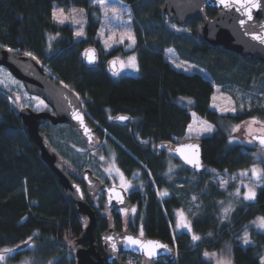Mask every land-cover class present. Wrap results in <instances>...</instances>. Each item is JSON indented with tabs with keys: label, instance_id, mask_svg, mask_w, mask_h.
Segmentation results:
<instances>
[{
	"label": "trees",
	"instance_id": "16d2710c",
	"mask_svg": "<svg viewBox=\"0 0 264 264\" xmlns=\"http://www.w3.org/2000/svg\"><path fill=\"white\" fill-rule=\"evenodd\" d=\"M122 1L129 4L133 13L135 43L130 50L136 54L137 75L115 77L107 69V56L119 50L128 51L121 46L111 48L105 55L100 51L93 65L83 62L82 52L87 46L93 44L100 48L99 11L91 0H0V43L30 52L78 94L87 113L109 131V135L100 128L97 131L99 137L106 138L95 149L97 157L114 156L126 174L142 172L145 186L143 191H136L143 228L148 235L162 237L176 248L175 259L162 264H212L203 252L219 248L226 241L232 243V264H261L264 231L253 221L264 217V184L258 186L254 200L238 201L227 216L221 217L219 202L229 197L234 184L219 188L210 177V169L234 172L255 161V151L259 150L258 160L264 170V148L230 142L226 131L229 122L251 116L264 122V89L233 113H220L210 106V100L214 84L233 81L243 88L252 86L264 76V63L199 40L195 30L197 20L188 24L191 34L173 31L166 23L168 17L158 12L162 0ZM54 3L86 9L83 36H75L69 23L59 24L52 19ZM206 11L210 16L216 13L211 7ZM52 35L56 37L51 39ZM169 46L181 58L199 64L207 74L175 68L165 54ZM186 97L192 99L188 105L179 101ZM42 102L33 109L47 108ZM15 110V104L0 87V248L13 249L9 256L13 260L21 257L19 253L28 252L32 264H74L67 243L81 234L82 217L65 199L60 184L40 158L37 145L27 136ZM190 111L215 127L210 134L200 137L204 173L196 174L171 156L182 165L180 171L172 174L175 180L188 176L199 179L196 185L199 205L189 212L191 227L200 237L197 241L188 232L173 228L174 210L183 206V199L174 191L166 196L158 195L157 189L168 186L171 176L165 173L168 155L163 149L151 146L183 136L191 119ZM118 113H127L130 119L112 121L110 116ZM64 125L60 127L62 132L90 147L81 141L73 127ZM40 130L75 171L91 167L86 162L81 165L68 161L57 150V142L47 124L41 125ZM67 143L79 150L78 145ZM106 227L107 219L97 215L93 230L96 240ZM245 233L251 243L242 245L237 238ZM22 242H26L24 247L15 248Z\"/></svg>",
	"mask_w": 264,
	"mask_h": 264
},
{
	"label": "water",
	"instance_id": "95a60500",
	"mask_svg": "<svg viewBox=\"0 0 264 264\" xmlns=\"http://www.w3.org/2000/svg\"><path fill=\"white\" fill-rule=\"evenodd\" d=\"M244 2L245 0H234L231 7H225L220 0H162L158 12L165 14L177 25H186L197 20L195 30L199 40L211 46L220 45L248 60L264 63V44L253 39V35H264V0H258L260 6L251 9V20L245 13L246 5L241 7ZM207 7L215 9L216 13L210 16L206 11ZM241 20L245 21L243 25L240 24ZM91 50H94L95 60L90 63L89 56L93 55ZM25 53L30 52L15 50L0 43V66L5 67L17 78L26 92L40 97L50 107V109L35 110L29 105H23L17 107L15 112L27 136L37 145L40 158L48 165L60 184L65 199L73 204L75 211L83 219L81 234L72 242L67 243L75 259L74 264H130L119 257L121 252L141 255L145 263L159 256L173 261L176 252L169 241L156 236H139L134 231L119 230L112 226L106 227L99 233L98 248L93 234L96 225V211L90 204L97 190L103 188L106 191L107 204L129 207L131 202L122 186L103 184L89 167L81 170L79 181L69 173L61 155L40 130V124L45 119L52 124L67 123L75 129L86 144H93L95 138V127L91 123L93 119L73 89L51 74L33 54L29 56ZM82 60L87 65L95 64L97 61L95 45H89L83 50ZM114 60L117 61L115 57H110L106 61V67L111 72H115L119 67L118 62L115 65L110 63ZM77 115L82 119H77ZM128 118L127 113H118L112 117L113 120L121 122ZM249 136L256 146L264 148L259 139H253V137H264V132H253ZM163 145L170 149L175 158L196 174L205 172L200 137L167 140L163 141ZM188 159L197 160L199 166L188 163ZM128 236L138 238L145 243L152 241L162 247H157L155 254L149 258L143 249L128 245ZM84 242L87 244L84 245ZM25 245L26 242H22L15 248Z\"/></svg>",
	"mask_w": 264,
	"mask_h": 264
},
{
	"label": "rangeland",
	"instance_id": "374dc122",
	"mask_svg": "<svg viewBox=\"0 0 264 264\" xmlns=\"http://www.w3.org/2000/svg\"><path fill=\"white\" fill-rule=\"evenodd\" d=\"M91 3L93 4L92 0ZM93 5H96L99 11L100 24L97 31V38L99 40V44H100L99 50L102 52L101 54L105 55V53L108 52L111 48L118 46H121L124 50H128L125 53H123L121 50L115 53V56L118 58L119 61V68L117 71L113 72L112 75L115 77H118L121 74L137 75L139 73V69L137 70L138 64H137L136 54L135 52L130 50L133 47L134 43L132 42V40L128 38L129 35L134 37L133 28H132L133 13L129 4H127L122 0H105V7L103 8L98 3ZM72 8L77 9L78 12L80 9H83V17H84L83 31H84V24L86 21V9L84 7L74 6V5L63 7L57 3H54L52 5V12L54 9H64L65 14H68L69 10ZM113 8L117 9V11L113 12L112 11ZM77 18H79V15L77 16ZM65 23H69L72 26L74 33H76V31L80 28V25L72 24L70 21H66ZM166 23L168 27L175 32H180L183 34H191L188 27L189 23H187L186 25H177L170 20H167ZM55 37L56 35H52L51 39H54ZM129 45H131V47H129ZM165 54L166 57L169 59L170 63L175 68L187 72L199 70L203 75L207 74L206 70L202 68L199 64L181 58L178 55L177 51L172 46H169L165 49ZM129 57H135L136 68L121 66L120 61H123L125 64H127ZM223 86H225L226 88L225 87L223 88ZM0 87L2 90H5L7 92L9 98L11 99V102L15 104L16 108L23 105H29L33 108L35 104L38 103V106H40L43 103L42 102L43 100L40 97L26 92L21 82L17 78H15L3 66H0ZM262 89H264V76L261 77L256 83H254L249 88H243L241 84L239 83L237 84L233 81L225 83L224 85L214 84V90L211 95L210 106L216 109L217 111H219L220 113H227V112L233 113L236 111L238 107H241V105L249 104V102L252 99H254L255 97L254 95H256V93L258 91H261ZM179 101L182 104L188 105L189 102L192 101V99L190 97H186L179 99ZM231 108H234L235 111L225 110ZM190 114H191V119L186 126L185 133L183 135L184 138H198L210 134L214 130L215 127L211 122L198 116L193 111H190ZM253 118L259 121V123H253L254 125H252L251 121L253 120ZM242 122L243 125L241 127L242 128L241 130L242 131L246 130L247 132L250 133L252 131H256L259 125L263 123V120L255 116H251L246 118ZM58 124L56 125V127L54 125L51 126L50 124H48L49 125L48 127H50V133L57 142L56 143L57 150H59L66 157L68 161H72L74 163H78L81 165L86 162L90 164L97 173L101 172V170L98 169V166L101 164L104 166L103 171L105 174H108V172L110 171V173H113V175H115L116 178L120 182H123L126 186H134L131 185L132 182L128 183L123 178L112 156H109L107 157V159H104L103 155L102 158H99L101 157V155L98 154L99 157H97L96 150L92 146L85 147L77 142V138L75 139L74 136H68L66 133L60 130V127H66V125H64L65 123H58ZM206 125L212 126L211 132L204 131V127ZM249 125H251V131L249 130ZM189 126L192 127L191 131H189ZM236 128H237L236 122H229L226 127V131L228 133V140L230 142L237 141L244 144L254 145V143L248 139L242 138L238 140L237 136H235L234 134V132L237 131ZM67 142H71L73 145H78L79 150H77V148L75 149L73 147H69V144ZM96 144L97 143H94L93 146H95ZM259 157H260V152L259 150H257L255 151V161H253L250 165L246 167L238 168L231 173H229L226 170L220 171L217 169L209 168L211 172L210 177L218 183L219 188L224 189L227 188L228 185L234 184V187L229 197L226 200L219 202L218 214L221 217L227 216L228 212L234 207V205L238 201L246 200L244 199V194L247 192L249 187L254 188L255 192H257L258 186L264 184L263 176L262 178L257 179L255 176L252 175V171H251L253 168L262 170V164L258 160ZM71 169L73 170V168ZM181 169H182V165L180 163L174 162L172 157L168 155L167 168L165 173L171 176V178L169 179V187H171L173 191L179 196H181L183 199V206L181 208L174 210L175 223L173 228H175L176 230H183L185 232H188L192 237L193 235H196V233L193 231L191 227L189 212L190 210L194 209L196 206L199 205V201H198L199 192L196 190V185L199 179L193 176H188L182 178L181 181L175 180L172 174L180 171ZM244 172H247V175H242V173ZM134 176H136L139 179V177H141L140 172L139 171L136 172ZM165 188L167 187H162L161 189H157L158 195L166 196V195H161V193L164 192H166L167 195H169L168 191ZM237 190H239V195H236ZM225 209H229V211L225 213ZM181 213L183 214L182 217L179 215ZM181 219H184L189 223L191 227V232H189L187 228L177 227V224ZM260 230L264 231V229H260ZM245 234L240 236V238L239 237L237 238V241L242 245H245L243 243V237L245 236ZM70 242H72V240L68 241V243ZM229 247L231 249L230 253H229ZM6 248L10 249L9 247L0 248V254H4L6 256V259L4 261H0V264H32L33 263L32 256L29 255L28 252L22 253L23 255L19 253L21 257L18 258L17 260L9 259L10 253H3V249ZM204 252L216 253V256L214 258L207 257L212 261V264H217V260L220 259L221 257H230V259L232 260V243L231 241H226L219 248ZM262 258H264V254L260 257V262ZM126 260L130 262V264L135 263L134 260L131 258H128Z\"/></svg>",
	"mask_w": 264,
	"mask_h": 264
},
{
	"label": "flooded vegetation",
	"instance_id": "af4514ba",
	"mask_svg": "<svg viewBox=\"0 0 264 264\" xmlns=\"http://www.w3.org/2000/svg\"><path fill=\"white\" fill-rule=\"evenodd\" d=\"M97 48V59L99 58V53H100V50L98 47ZM110 57H115L117 59V62H118V65H119V61H118V58L115 56V54L113 55H109L106 57V60L105 62L110 58ZM119 68V67H118ZM118 70V69H117ZM116 70V71H117ZM113 73V72H112ZM45 109H50V107L48 106L47 108ZM90 116V115H89ZM114 115L110 116L111 117V120L112 121H118V120H113L112 117ZM91 117V116H90ZM92 118V117H91ZM93 120H91V123L92 125L95 127V138L93 140V144L94 143H97L95 146H93V144H88L89 146H92L94 149H97V147L100 145V143H105L106 142V138L105 136H102L99 137L97 135V131L98 129L100 128L103 133L105 134H108L109 135V131L107 129H105L103 126H101L94 118H92ZM130 119V116L129 118ZM243 121V120H242ZM242 121H238L236 122L237 126L239 125V128L234 132L235 136H237L238 140L244 138V139H248V140H251L253 143L254 141L250 138V134L253 133V132H259V133H262L264 132V122L259 125L258 129L256 131H252V132H247L246 130L245 131H242L241 127H242ZM118 122H121V121H118ZM51 124V122L48 120V119H45L41 122L40 126L43 125V124H47V126H49L48 124ZM60 123H63V122H60ZM58 124V123H56ZM67 124V123H66ZM69 125V124H68ZM252 125H254L252 123ZM72 127V126H71ZM74 129V128H73ZM75 130V129H74ZM76 132V131H75ZM77 133V132H76ZM78 137L81 139V141L83 143H85L82 138L80 137V135L77 133ZM183 136H179V137H174L173 139H171L170 141H175L177 139H180L182 138ZM163 141H166V140H161L160 142H158L157 144L155 145H151V146H157L158 148H161L163 149L167 155H170L172 156L173 158H175L172 154V152L170 151L169 148H167L166 146H164L162 143ZM117 142V141H115ZM52 145V144H51ZM54 148V147H53ZM56 150V149H55ZM58 152V151H57ZM114 158V156H112ZM104 159H107V157H104ZM177 159V158H176ZM114 161L116 162L115 158H114ZM179 162L181 164H183L180 160ZM116 165L118 167V169L120 170L121 172V175L123 176V178L126 180V182L128 183H131V185H134V186H126L123 182H120L115 175H113V173H110V171L108 172V174H105L104 171H103V168L104 166L103 165H99L98 166V169L101 170V172L97 173L95 172L94 168L91 166L90 169L92 170V173L99 178V180L105 184V185H112V184H115V185H119V186H122L128 196V199L129 201L131 202V205L129 207L127 206H118V205H115L113 203L111 204H107L106 202V196H105V193L106 191L103 189V188H100L97 190V193L95 194L94 196V199L92 202H90L91 206L95 209L96 211V220H97V215H102L104 216L106 219H107V227L108 226H112L114 227L115 229H119V230H131V231H134L135 233H137L139 236H141V230L143 232V235L142 236H156V235H148L145 231V229L143 228V223L141 221V218H142V208H140V203H139V198L137 197V191H143L144 189V186H145V177H143L142 175V172H140V176L139 179L134 176L136 174V172L132 173V174H126L120 167L119 165L117 164L116 162ZM65 166L67 167V170L68 171H72L73 174V177L79 181V172L75 171L74 169L72 170L71 168V165H68L65 163ZM116 167V168H117ZM102 173V174H100ZM134 176V177H132ZM137 182V183H136ZM167 188H165L168 193L170 194L171 191H173V189L171 187L168 186H165ZM182 207V206H181ZM179 207V208H181ZM132 209H135V212L132 211ZM178 209V208H177ZM124 211V212H123ZM83 220V219H82ZM115 220V221H114ZM101 232V231H100ZM171 235L173 236V234L171 233ZM156 237H159V236H156ZM161 239H163L162 237H159ZM163 240H166V239H163ZM168 241V240H167ZM97 242V245H98V248H99V245H100V242H99V239L96 240ZM87 242H84V245H86ZM120 258L122 257V259L126 260L128 258H131L134 260V264H162L164 261H168L166 258L164 257H154V258H151L149 259L146 263L144 262V258L143 256L141 255H137V254H132V253H129V252H121L120 254ZM171 262V261H169Z\"/></svg>",
	"mask_w": 264,
	"mask_h": 264
},
{
	"label": "snow or ice",
	"instance_id": "6c2138e0",
	"mask_svg": "<svg viewBox=\"0 0 264 264\" xmlns=\"http://www.w3.org/2000/svg\"><path fill=\"white\" fill-rule=\"evenodd\" d=\"M92 2H93V4H96V3L100 4L102 8L105 7V0H92ZM232 2H234V0H220V3L223 4L225 7H231ZM245 5H246V7H245ZM259 6L260 5H259L258 0H245L244 4L241 5V7H245V13L247 14L249 20L252 19L251 9L257 8ZM112 11L116 12L117 9L113 8ZM78 15H79V18H77ZM52 19L59 24H64L66 21H70L72 24H78V25H80V28L76 31L75 35L78 37L84 35V31H83V22H84L83 9H80L78 12L77 9L72 8L69 10L68 14H65L64 9H54L52 12ZM244 23H245V21H243V20L240 21L241 25H243ZM128 38L130 40H132L133 43H135L134 37L129 35ZM253 39L258 40L260 44H264V35H253ZM129 47H131V45H129ZM9 51H11V49H9ZM91 51H93V55L89 56V62L90 63L94 62V60H95L94 50H91ZM25 55L31 56V53H25ZM33 59H35V57H33ZM110 63L115 65L117 63V61L114 60V61H111ZM120 64L122 67L136 68L135 57H129L127 64H125L123 61H120ZM137 70H138V68H137ZM241 108H243V105H241ZM225 110L226 111H235L234 108L225 109ZM76 118L82 119L79 115H77ZM121 119H123V117ZM251 123H259V121H257L255 118H253ZM238 128H239V125L237 126V129ZM191 130H192V127L189 126V131H191ZM249 130L251 131V125H249ZM204 131L211 132L212 126L206 125L204 127ZM253 139H259L260 143L262 145H264V137H253ZM188 147H193V146H188ZM187 162L193 163L197 167L199 166L197 160L188 159ZM251 171H252V175L255 176L257 179H260V178H262V176H264V170H259V169L253 168ZM242 175H247V172L242 173ZM161 195H167V193L164 192V193H161ZM236 195H239V190H237ZM255 197H256V192H255L254 188L249 187L247 192L244 194V199L254 200ZM132 211L135 212V209H132ZM228 211H229V209H225V213H227ZM179 215L181 217L183 216L182 213ZM253 223L256 224V226L258 228L264 229V217H258L256 221H253ZM177 227L187 228L188 231L191 232V227H190L189 223L184 219H181L178 222ZM142 235H143V232L141 230V236ZM209 235H211V234H209ZM199 239H200V237L197 235L192 236L193 241H197ZM127 243H128V245L138 246L140 249H143L145 252V255L149 258H151L155 254V250L157 247H162L160 245H156L152 241H148L145 243V242H142L138 238H133L132 236L127 237ZM243 243L245 245L251 243V241L247 237V234H245V236L243 237ZM113 248H115L114 245H113ZM12 251H14V250L8 249V248L3 249V253H11ZM230 251H231V249L229 247V253H230ZM203 255L206 258L207 257H213L214 258L216 256V253L204 252ZM5 259H6V256L4 254H0V261H4ZM217 264H232V260L230 259V257H221L220 259L217 260ZM261 264H264V258L261 259Z\"/></svg>",
	"mask_w": 264,
	"mask_h": 264
}]
</instances>
